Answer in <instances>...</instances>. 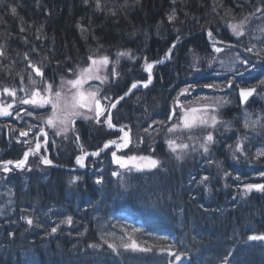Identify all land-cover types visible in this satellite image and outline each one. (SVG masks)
Here are the masks:
<instances>
[{"label": "trees", "instance_id": "1", "mask_svg": "<svg viewBox=\"0 0 264 264\" xmlns=\"http://www.w3.org/2000/svg\"><path fill=\"white\" fill-rule=\"evenodd\" d=\"M230 25H240L239 40L249 48L258 44L264 57V0H0V81L24 76L29 64L56 71L94 53L122 60L127 82L177 37L208 28L240 42ZM207 46L203 32L185 40L156 68L154 92H136L118 105L117 120L153 127L144 138L157 166L131 172L123 187L108 166L107 183L98 188L71 183L60 192L59 178H50L41 191L20 197L18 204L31 212L3 209L0 264H264V240L250 239L264 236V189L247 187L264 186V155H258L264 153V100L236 103L227 112L226 104L215 107L219 114L224 107L220 118L231 123L215 129L207 152L193 146L194 155L183 147L184 136L160 122L191 66L206 59ZM124 52L129 55H118ZM232 90L228 99L236 101ZM98 134L88 137L93 147ZM120 209L140 223L119 222ZM132 243L136 249L125 247Z\"/></svg>", "mask_w": 264, "mask_h": 264}, {"label": "snow or ice", "instance_id": "2", "mask_svg": "<svg viewBox=\"0 0 264 264\" xmlns=\"http://www.w3.org/2000/svg\"><path fill=\"white\" fill-rule=\"evenodd\" d=\"M85 2H87V0H85ZM12 11L15 13V8L12 9ZM170 20L175 19V15L173 14L172 16L169 17ZM233 33L237 36L243 35V32L240 30V25H230ZM209 36H211V33H209ZM174 47V46H173ZM217 51H220V49H216ZM171 51V49L169 50ZM118 55H122V56H127L129 55V53L124 52V53H119ZM89 60H91V65L85 69L82 70L81 74L79 77H77L74 80H70L67 83L70 84L72 86V88L76 89V91L72 94V96L70 98H64L63 101V105L61 106V93L60 92H56L55 93V98H51V97H41L39 101H37L35 99L36 96H39L40 93L36 92L33 94L34 98L32 100H24L23 103H32V104H37L39 103V106L43 107L45 104H51L52 105V115L50 117L47 118V124L50 127H56L57 126V122L61 125H68L69 123H73V118L75 116H79L81 115V113L78 111V109H82V108H87L89 109V111L93 110V107L95 108V113L96 116L99 117L101 114H103V107L101 106V99L97 98V92L94 91H88L85 92L82 90V87L85 83H87L88 80L91 79H101V77L99 75H96V73H98L100 71V68L102 66H106L108 64V57H102L99 60L94 59L92 57H89ZM152 68L151 64L147 65V69L150 71ZM38 75H42V73L40 72L39 69H35ZM114 71V70H113ZM106 79V77H105ZM103 82V81H102ZM149 83L151 82V77H149ZM35 83V82H33ZM206 87H213V85H205ZM136 84L132 85V88H135ZM145 87H147V84H145ZM5 92H9L8 89H4ZM48 91H51V85L48 86ZM98 91V90H97ZM185 92H187L188 90L185 89ZM253 90H244L241 89V95L244 99H247V97L249 95H251ZM13 94L14 93H10ZM183 94V93H182ZM125 95H127V93H125ZM120 99H123V97H120ZM111 107H115V104H112ZM200 109H196V108H190L187 109L185 111L184 117H183V126L185 128L191 129L194 126H196L197 122L199 124H207L208 121L203 119L202 116H197L196 113L200 112ZM62 113V114H61ZM0 114L2 115H9V113L7 112V110H4L2 112H0ZM30 114V113H29ZM107 123L109 124V127H112L113 125L111 124V120L110 117L107 121ZM211 123L212 126H215L216 124V118L212 117L211 118ZM255 123V122H254ZM247 127V124L245 125ZM43 132V130H41ZM23 135H27V133H22ZM45 136L47 135V133H43ZM125 144L123 146H127V133H125ZM206 141L208 143L213 142V137L211 134H209L206 137ZM114 143V142H111ZM170 144L172 142H169ZM105 147H107V145H105ZM183 147H187V145H184ZM37 148H39V144L37 145ZM175 151V149H173ZM204 150L205 152L208 151L207 146H204ZM95 154V153H94ZM113 155H115V153H113ZM258 155H264V153H259ZM25 157H27V153L25 154ZM130 159H136L135 157H131ZM140 159H145L144 157H141ZM78 163H80V159L78 158L77 160ZM7 163H11V161L7 162ZM21 164L23 162H20ZM45 163H51L50 161L45 160ZM157 165V161L153 160L151 161V167H155ZM7 167H5V171H7ZM207 179V178H205ZM99 182V181H97ZM249 189H251L252 187H259L261 189H264V186H253V185H248L247 186ZM29 224L32 223L31 220L28 221ZM67 223H71V218H68ZM53 232L56 231V228L52 229ZM250 239H262L264 240V236H253L250 237ZM110 247H113L110 245ZM125 247H131L133 249L137 248V245L135 243H132L131 245H125ZM142 251H150V249H141Z\"/></svg>", "mask_w": 264, "mask_h": 264}, {"label": "rangeland", "instance_id": "3", "mask_svg": "<svg viewBox=\"0 0 264 264\" xmlns=\"http://www.w3.org/2000/svg\"><path fill=\"white\" fill-rule=\"evenodd\" d=\"M251 39H253V37ZM254 44H255V42H254ZM256 45H258V44L254 45L255 49H256L255 52H257V46ZM102 57L103 56H98V57H94V59L99 60ZM229 59L230 58H228V57L226 58L224 56L222 58H220V65L222 66V68L219 67V69L231 68V66H230L231 63H225V61H227ZM121 62H122V60H113V62H108V64L106 66H102L100 69L104 70V72L107 74L108 71H106V70H109V67L111 65L112 66L110 67V70L112 69V67H116L115 65H118L119 63L121 65ZM91 63H92L91 60H89L87 62L86 68L89 67L91 65ZM83 69H85V68H82L79 72H77V77H79V75L81 74ZM96 74L98 75V73H96ZM65 84H68V83L66 82ZM61 87H62V85H59V86H57V87L52 89V91H51L52 93L51 94L54 95V98H55V93L59 92ZM95 88H96L95 85L86 86V89H88L89 91H94ZM75 91H76V89H74V88H72V86L68 85L67 89H65L64 92H60L61 93V106L63 105L64 98H70ZM34 93H36V90H33V89L27 90L26 93H25V94H27V96H26L27 99L26 100H32L31 97L34 98V96H33ZM190 93H193V92H190ZM8 94L11 95V96L13 95V94H10V93H8ZM212 98H216V97H212ZM182 99L184 100L185 98L182 97L180 100L182 101ZM187 103H188V100H185V103H183L182 106L179 107V108H181L180 112L178 114H176V116L174 117V119L170 123H168L167 120L163 121V127L165 126L164 129L167 130V129L172 127L173 128V132L178 131L181 128L186 129L183 126V117H184L185 111L187 109L194 108L193 105H190V104H187ZM201 103H199V102L196 103L198 106L195 107V108L201 110L200 112L196 113V115L197 116H202L203 119L208 121L207 124H204L205 126L216 128V127L221 125L223 127H227L228 128V123H224V122L219 123L218 122L219 115L216 114V112H214L212 109H211V112H208L207 111L208 109L202 108ZM51 106L52 105L50 104L49 105L50 110L48 112V117H50L52 115V112H53V109L51 108ZM214 107H217V106L214 105ZM78 111L81 113V115L75 116L73 118V121H74V119L79 118V117H83V119H85V120L93 119V117L89 114V109L83 108V109H78ZM212 117L216 118L215 126H212V123H211V118ZM70 124L71 123H69L68 125L65 126V125H61V124L58 123V125L56 127H50V130L54 133V135L57 136L58 139H63L64 143H66L69 146H70V143L72 141L70 139V135H71V132L69 130L70 129ZM199 125H201V124H199L197 122L196 126H194V127H197ZM156 129L159 130V131L161 130L160 127L156 128ZM50 130H49V132L52 133ZM150 130H152V132H153V127H147V128L144 129V131L138 130V132L145 134V131H146V133H149V132H151ZM210 134H212V133H210ZM63 135L66 136V138H63ZM135 135H137V133H136V131L133 130L132 137H131V144L133 145V147H135V149H134V154H132V157H135L136 159H132L133 163H131L130 166L132 168L136 169V170L141 169V168H148V167L151 166V161H152L150 159V157L148 156L149 154L146 155V156L139 154V152H140L139 147H144L146 145L147 141L145 140V138L143 136L142 137L139 136L138 139L136 140ZM138 135H141V134H138ZM145 135H147V134H145ZM148 135H152V134H148ZM207 136H208V134H207ZM207 136L204 135L200 139L199 145L206 143V137ZM177 147H180V146L178 145ZM142 154H145V152L143 151ZM141 157H144L145 159H140ZM125 170L129 171L130 168H126ZM115 172H116V174L122 175L121 177H119L120 184H123L124 183V178L126 179L130 175V173H128V174L121 173L120 174L119 170H116Z\"/></svg>", "mask_w": 264, "mask_h": 264}, {"label": "flooded vegetation", "instance_id": "4", "mask_svg": "<svg viewBox=\"0 0 264 264\" xmlns=\"http://www.w3.org/2000/svg\"><path fill=\"white\" fill-rule=\"evenodd\" d=\"M4 123V121L2 119H0V125H2ZM4 130L0 129V141H4L5 140V136H6V132L3 133ZM50 134L47 133V135H43V137L38 138V144H39V148L38 150L44 154L45 156H47L50 159H53V155L52 153H55V151L53 149H51V140H50Z\"/></svg>", "mask_w": 264, "mask_h": 264}, {"label": "water", "instance_id": "5", "mask_svg": "<svg viewBox=\"0 0 264 264\" xmlns=\"http://www.w3.org/2000/svg\"><path fill=\"white\" fill-rule=\"evenodd\" d=\"M176 42H173L172 43V45L167 49V51H166V53H165V60H164V62L166 61V59H167V57H168V55H169V50L171 49V47L175 44ZM155 64H157V65H159L160 63H158V62H154ZM148 65V64H147ZM147 65H146V69H147ZM147 74L149 75V77H151V74H150V72H147ZM239 99L241 100V102H243V100H244V98L242 97V95H241V91H239Z\"/></svg>", "mask_w": 264, "mask_h": 264}]
</instances>
